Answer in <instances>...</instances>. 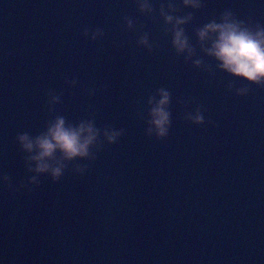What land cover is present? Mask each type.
Here are the masks:
<instances>
[{"label":"water","instance_id":"obj_1","mask_svg":"<svg viewBox=\"0 0 264 264\" xmlns=\"http://www.w3.org/2000/svg\"><path fill=\"white\" fill-rule=\"evenodd\" d=\"M150 3L0 0V264H264V86L220 69L195 35L226 11L264 27V0ZM168 4L191 14L188 59L159 15ZM160 88L170 125L157 138L147 99ZM197 109L199 124L186 119ZM57 116L121 134L88 157L57 151L53 181L29 170L16 136Z\"/></svg>","mask_w":264,"mask_h":264},{"label":"clouds","instance_id":"obj_2","mask_svg":"<svg viewBox=\"0 0 264 264\" xmlns=\"http://www.w3.org/2000/svg\"><path fill=\"white\" fill-rule=\"evenodd\" d=\"M137 7L141 12H151L150 0H136ZM185 8L196 9L201 6V0H181ZM172 4L167 8L161 5L159 15L163 18L165 25H171V44L176 52H187L185 59L193 56V49L189 45L188 37L181 27L191 19V14L174 15ZM126 26L131 28L132 21L127 20ZM85 36L96 39L100 35L99 29L89 32L85 30ZM196 38L202 44H207L203 51L218 61V67L234 77L242 78L258 86H264V27L256 25L248 26L242 20L236 19L231 12H224L218 18L210 19L195 31ZM137 43L147 44V35L142 34ZM195 66L201 64L200 59H194ZM69 83H75L70 81ZM246 88L236 89L238 95H243ZM156 96L150 95L147 99V132L154 133L157 138L165 137L170 125V113L168 105L170 93L165 88L157 90ZM50 103L55 102L58 97L51 95ZM186 119L193 123L203 122V116L197 109L186 115ZM121 133L111 128L101 130L94 127L91 121H81L75 126L66 124L62 116H57L49 122L45 131L36 136L28 133H20L16 141L20 148L29 153L28 159L34 164L30 171L36 173H48L53 181L58 179L64 165L60 161L53 162L54 154L59 151L65 160L88 157L89 149L99 144L98 137L103 136L108 143H113ZM81 172V168L76 169ZM36 175L29 178V182L36 181ZM8 177L0 175V181L6 182Z\"/></svg>","mask_w":264,"mask_h":264}]
</instances>
